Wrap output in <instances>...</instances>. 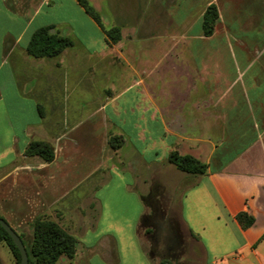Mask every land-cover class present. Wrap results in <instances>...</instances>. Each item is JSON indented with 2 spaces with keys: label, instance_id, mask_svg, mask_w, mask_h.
<instances>
[{
  "label": "crops",
  "instance_id": "obj_1",
  "mask_svg": "<svg viewBox=\"0 0 264 264\" xmlns=\"http://www.w3.org/2000/svg\"><path fill=\"white\" fill-rule=\"evenodd\" d=\"M88 1L119 41L76 0H0V218L27 243L35 219L57 223L84 250L72 264H150L138 222L100 196L121 188L109 197L142 218L153 186L176 181L178 151L207 165L178 199L201 264H264V0ZM43 27L73 46L31 57ZM32 142L53 160L26 155Z\"/></svg>",
  "mask_w": 264,
  "mask_h": 264
},
{
  "label": "trees",
  "instance_id": "obj_2",
  "mask_svg": "<svg viewBox=\"0 0 264 264\" xmlns=\"http://www.w3.org/2000/svg\"><path fill=\"white\" fill-rule=\"evenodd\" d=\"M76 1L85 13L102 28L108 43L111 44L119 41V28L113 27L105 30L102 27L99 14L94 11L95 9L90 5L89 1ZM217 19V9L214 5H210L206 8L202 17V30L205 36L213 33ZM52 31L53 27H43L34 31L26 47L28 55L33 58H52L58 56L63 50L73 46L74 43L71 39L61 37ZM121 141L119 137H110L109 144L113 149H117L120 147ZM25 154L28 156H38L46 162H50L54 158L52 148L47 144L39 142L30 143L25 150ZM168 162L179 171L192 175H203L207 169L206 164L189 155H179L176 151L169 153ZM236 219L243 227H248L253 223V219L243 213L238 214ZM31 227L32 236L29 243L25 242L21 235H18L27 252L28 264H56L61 257L72 259L75 256L78 246L77 240L57 223L37 218L32 222ZM0 242L6 243L17 264H19V251L1 226ZM159 264L172 263L168 259H162Z\"/></svg>",
  "mask_w": 264,
  "mask_h": 264
},
{
  "label": "rangeland",
  "instance_id": "obj_3",
  "mask_svg": "<svg viewBox=\"0 0 264 264\" xmlns=\"http://www.w3.org/2000/svg\"><path fill=\"white\" fill-rule=\"evenodd\" d=\"M94 11L97 12V10ZM176 152L181 155L178 151ZM195 159L198 160L197 158ZM178 172L180 173H178V177L172 185L165 188L164 186H153V194L144 201L147 208L144 213L145 215L140 219L137 216V212H134V206L131 205L130 201L115 200L109 197L112 193H120L121 188L114 191V185L109 184L106 186V190L102 192L103 194H100V197L104 199V203L107 205L105 210H108L111 214L127 216L129 220H132V224L138 222L136 239L140 243L144 256L150 264H159L162 259H168L172 264H201L203 262L202 253L185 235V229L179 218L178 206L180 193L190 183L185 178H193L198 175L187 174L179 170ZM161 193L164 194V197L162 200H158L156 196L161 195ZM168 216H171L173 229L169 226L165 227V233L161 235H165V239H167L162 241L160 246H157V228L159 225H164V220H167ZM105 225L106 223L104 222L102 227H105ZM27 234L24 231L22 236H27ZM80 252L83 254L82 259L84 261V250L82 251L79 248V251L76 252L72 259L67 258L68 260H66L63 257L60 263L57 264H72L73 260L78 259ZM0 264H17L16 259L5 242H0ZM90 264H95V260L93 259Z\"/></svg>",
  "mask_w": 264,
  "mask_h": 264
},
{
  "label": "water",
  "instance_id": "obj_4",
  "mask_svg": "<svg viewBox=\"0 0 264 264\" xmlns=\"http://www.w3.org/2000/svg\"><path fill=\"white\" fill-rule=\"evenodd\" d=\"M0 226L9 235L13 244L18 249L20 254L19 264H28L27 252L18 234L2 218H0Z\"/></svg>",
  "mask_w": 264,
  "mask_h": 264
},
{
  "label": "flooded vegetation",
  "instance_id": "obj_5",
  "mask_svg": "<svg viewBox=\"0 0 264 264\" xmlns=\"http://www.w3.org/2000/svg\"><path fill=\"white\" fill-rule=\"evenodd\" d=\"M167 220H164V225H159L158 226V228H157V232H158V240L156 241V245L157 246H160V243L162 242V241H165L166 239H165V235H161L162 233H165V227L167 228L168 226L170 227V228H172L173 229V226H172V223H171V216L169 217L168 216V218H166Z\"/></svg>",
  "mask_w": 264,
  "mask_h": 264
}]
</instances>
